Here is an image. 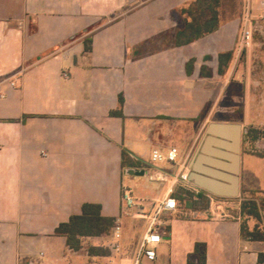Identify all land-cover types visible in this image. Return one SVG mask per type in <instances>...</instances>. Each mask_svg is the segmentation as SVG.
Returning <instances> with one entry per match:
<instances>
[{"label":"crops","instance_id":"obj_1","mask_svg":"<svg viewBox=\"0 0 264 264\" xmlns=\"http://www.w3.org/2000/svg\"><path fill=\"white\" fill-rule=\"evenodd\" d=\"M193 1L0 0V264L126 263L122 251L116 257L86 252L112 237L85 238L75 252L56 228L84 204H99L104 216L120 219L123 250V187L155 202L172 186L149 178L152 151L176 147L179 163L188 165L210 123L244 128L246 115L218 118L234 113L224 97L232 76L238 79L243 20L223 19L214 33L176 46L185 24L181 9ZM224 53L233 58L220 74ZM120 108L123 116L111 114ZM124 150L135 166H123ZM244 156L242 149L241 172ZM127 168L148 175L129 176ZM162 169L180 173L178 165ZM250 191L264 195L244 189L240 173L239 197ZM162 219L171 241L166 264H199L193 256L199 243L206 264H260L264 242L244 240L236 217L214 220L186 209ZM147 264L165 262L157 253Z\"/></svg>","mask_w":264,"mask_h":264},{"label":"rangeland","instance_id":"obj_2","mask_svg":"<svg viewBox=\"0 0 264 264\" xmlns=\"http://www.w3.org/2000/svg\"><path fill=\"white\" fill-rule=\"evenodd\" d=\"M222 20L230 18H241L243 20L244 32L248 29L251 32L250 40L241 46L239 58L236 61V70L239 71L237 80L235 75L230 79L224 97L225 104L233 107L234 113H221L218 118L228 121H239L244 117V128L249 127L264 128V0H254L251 4L247 0H224L221 10ZM246 19L248 21H246ZM242 32V34H243ZM241 116V117H240ZM243 158L241 180L244 189L255 188L264 191V158L257 157L264 153V139H260L254 145L245 143L242 145ZM133 194L138 197L146 196L144 192L140 194L138 189H133ZM243 197H249V194H243ZM238 199H240L238 197ZM241 200V199H240ZM154 201L137 199L136 207L127 216L125 224L126 245L122 253H126L129 258L126 263H132L137 250V243L145 232L150 221L147 218L134 217L142 210L145 215H149ZM179 203V202H178ZM186 210L183 203L178 204V211L181 213ZM164 241L157 253L162 254L165 264L169 262L171 241ZM111 241V240H110ZM112 241L108 244L110 245ZM108 245L104 246L109 251V256H117L110 250ZM160 259V258H159ZM105 261V262H104ZM89 264H113V259L101 260L96 258ZM260 264H264V256L260 259Z\"/></svg>","mask_w":264,"mask_h":264},{"label":"trees","instance_id":"obj_3","mask_svg":"<svg viewBox=\"0 0 264 264\" xmlns=\"http://www.w3.org/2000/svg\"><path fill=\"white\" fill-rule=\"evenodd\" d=\"M224 0H195L189 6L181 9V15L185 17L184 27L176 33V46H184L195 42L218 30L222 22L221 10ZM92 39L85 40V49L91 51ZM219 73L224 74L225 68L233 58L232 53L220 55ZM192 65V64H191ZM189 64V66L191 67ZM120 105H123V99H120ZM112 115L123 116L122 109L111 113ZM260 139H264V128L249 127L244 134L243 144L254 145ZM257 156H263V153ZM123 166H135L129 159L126 150L123 151ZM249 197L241 195V237L247 241L264 242V195L260 191H250ZM209 193L201 191L196 194L191 189L177 184L174 187L172 196L180 203L185 205L186 209L204 212L209 209ZM117 219L107 217L102 214V206L99 204L86 203L83 205L80 215L71 216L68 222L61 223L56 228V234L64 236L67 239L69 249L79 252L84 249V239L88 237L112 236L113 228ZM254 222L251 228L250 223ZM86 252L91 257L109 256V251L102 246H88ZM199 264H206L207 256L204 244H197L193 253ZM264 256L260 253L259 261ZM191 264H195L190 261Z\"/></svg>","mask_w":264,"mask_h":264},{"label":"built area","instance_id":"obj_4","mask_svg":"<svg viewBox=\"0 0 264 264\" xmlns=\"http://www.w3.org/2000/svg\"><path fill=\"white\" fill-rule=\"evenodd\" d=\"M251 38V32L246 29L243 32V42L247 43ZM179 149L172 147L166 152L160 149H154L151 153V165L152 173L149 178L153 181L168 182L172 181V186L168 192V195L161 200H157L153 203L151 213L145 215L142 210H139L134 217L147 218L150 223L142 235L138 249L134 256L132 263L121 264H147L156 261L157 249L163 243V236L167 234L163 222V215L167 213L175 214L178 211V202L172 196L174 187L177 184H181L196 194H199L202 189L193 185L189 179V169L187 163H179ZM163 164H169L172 166L178 165L180 167V173L173 176L170 172L162 169ZM210 200V206L207 212L208 216L214 220L225 221L231 218H238L241 220V200L238 198L219 197L212 194L208 195ZM137 199L133 195V192L128 187H123L122 191V211L123 217L130 215L132 210L137 206ZM123 228L120 219L117 220L115 227L112 231V243L108 245L110 250L114 253H121Z\"/></svg>","mask_w":264,"mask_h":264},{"label":"water","instance_id":"obj_5","mask_svg":"<svg viewBox=\"0 0 264 264\" xmlns=\"http://www.w3.org/2000/svg\"><path fill=\"white\" fill-rule=\"evenodd\" d=\"M246 131L240 123H210L202 145L188 164L191 183L216 196L239 197L242 144ZM125 174L147 176L148 171L127 168Z\"/></svg>","mask_w":264,"mask_h":264}]
</instances>
